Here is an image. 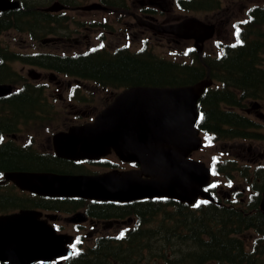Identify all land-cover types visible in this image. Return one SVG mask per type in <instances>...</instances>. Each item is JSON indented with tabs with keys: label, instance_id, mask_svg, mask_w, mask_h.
<instances>
[{
	"label": "flooded vegetation",
	"instance_id": "1",
	"mask_svg": "<svg viewBox=\"0 0 264 264\" xmlns=\"http://www.w3.org/2000/svg\"><path fill=\"white\" fill-rule=\"evenodd\" d=\"M19 1L20 7L16 9H7L0 11V21L6 22L7 26L13 25V21L21 16L27 14L37 21L28 23L32 26H38L43 29L42 37L35 38L28 36V40L34 42L35 40H42L45 46L49 49L43 51H33L42 55H61L59 50H63L65 42L74 43L80 46L82 39H88V32L93 28L96 23L91 20L89 23L83 22L81 31L69 30L67 34H62V28L70 29L72 23L78 26L79 21L72 19L69 12H81L77 6H69L68 0H11ZM138 5H134L131 9L139 13L135 15L134 21L139 28L146 30L147 33L152 34L157 41L161 43L176 42L180 43L181 40L168 33H162L158 29H154L153 25L166 26L173 23L181 22V20L188 17H197L189 15L190 12H198L200 21V32L198 38L205 39L210 37L204 42L203 50L201 53L195 49L196 40L186 39V56L189 59L190 53L194 52L197 55L207 58V44L214 43V48L217 45H229L232 43H264V33L260 31L261 23L264 24V0H174L178 13H175L171 18L166 16L168 9H166V0H139ZM60 2L65 5V9L60 6V10L51 11L50 9L55 3ZM117 9L125 10L128 8V3L131 0H109ZM120 10V11H121ZM238 12L241 13V18H236ZM121 13H129V10ZM185 17V18H184ZM3 18H6L4 20ZM175 19V20H174ZM72 22V23H70ZM124 23L119 27L120 33H124V41L130 40L131 35L133 38H139L132 27L126 29ZM130 24V23H129ZM108 19L103 21L99 27H106ZM12 27L6 30H11ZM259 29V31H258ZM71 31V32H70ZM211 31V32H210ZM5 30L0 31V65L3 67L0 72V82L10 83L17 93L33 90L39 95L33 94L28 99L34 102L35 105L29 110L17 112L14 115H0V159L6 156L17 157L20 162L19 166H9L0 163V215H11L21 210L30 209L43 212L41 219H45L48 223L52 224L59 233H65L67 222L74 231V243L72 248L80 243L83 236L89 234L85 231L91 229L98 235H109L118 230H123L125 233H133L140 230L142 222L149 223L152 218L145 216L142 218V212L136 214L131 213L136 208L143 207L142 205L151 204V200H140L129 203H116V202H92L90 200H83L79 197H52L39 195L36 192L22 188L16 181L9 179V173H74L78 171V167L86 168L87 173H100L110 170L128 171L133 172L139 169V166L133 163H125L118 160L112 153L106 158L97 160L95 162H77L57 157L54 150L53 138L55 134L63 131H68L72 126L84 124L94 120L96 113L90 107V101L95 102V99H100L99 102L109 103L113 100L114 94L108 91V96L105 98L101 95L99 88H107L109 83L94 85L91 87L88 84L74 82H65L60 79L61 74H57L53 69H48L43 63H27L20 61L21 68L18 70L12 68L13 64L19 61H11L10 57L13 54H24L23 46L20 51L12 48L9 41H5ZM70 32V33H69ZM7 33V32H5ZM233 38L231 43H224V38ZM34 40V41H33ZM40 40V41H41ZM150 39L143 38L141 42L148 43ZM122 42V40L120 41ZM124 45V44H123ZM123 45L116 46L117 50H121ZM192 48V49H191ZM259 48V47H257ZM24 49V50H23ZM264 49V47H263ZM22 55V54H21ZM213 57L214 55H209ZM5 58V59H4ZM56 74V75H55ZM59 75V76H58ZM56 76V77H55ZM55 83L57 89H62L65 86L66 96L60 94L59 101L63 104L64 111L68 112V116H58L54 113L52 105L48 104L47 97L44 92L47 88ZM125 85V84H124ZM259 106H255L258 109ZM72 113V114H71ZM34 129V132H31ZM42 130L41 140L45 137L49 145L44 147L42 142L38 143V132ZM38 146V147H36ZM45 150H43V149ZM23 159H33V161L53 162V167H43L44 165L31 166L26 165ZM36 162V163H37ZM75 171H74V169ZM76 172V173H77ZM80 212L86 214V218L80 219ZM147 214V212H143ZM128 217L123 218V216ZM89 224L90 228H86ZM151 230L154 234H158V228L144 229ZM52 261L49 264H56ZM42 264V263H35ZM147 264H150L148 262Z\"/></svg>",
	"mask_w": 264,
	"mask_h": 264
},
{
	"label": "water",
	"instance_id": "2",
	"mask_svg": "<svg viewBox=\"0 0 264 264\" xmlns=\"http://www.w3.org/2000/svg\"><path fill=\"white\" fill-rule=\"evenodd\" d=\"M8 3L0 0V9L18 7L17 2L10 6ZM95 7L99 6L89 8ZM185 27L186 37L198 38L200 27L195 20L168 26L166 31L183 37ZM190 29L193 32L188 36ZM211 84L212 81L203 80L191 86L132 87L117 96L93 123L72 127L54 137L60 158L93 161L114 149L122 160L139 163L142 171L99 175L9 173L7 177L44 196H80L103 201L157 196L188 204H194L199 196L209 198L203 191L210 181L209 169L189 155L201 145L196 127L197 104ZM12 90L11 85L0 84V97ZM143 174L151 180H139ZM261 209L264 211V194ZM41 216V212L34 210L0 216V261L48 263L66 255L71 237L57 234L53 227L39 220Z\"/></svg>",
	"mask_w": 264,
	"mask_h": 264
},
{
	"label": "trees",
	"instance_id": "3",
	"mask_svg": "<svg viewBox=\"0 0 264 264\" xmlns=\"http://www.w3.org/2000/svg\"><path fill=\"white\" fill-rule=\"evenodd\" d=\"M3 19L6 20V18ZM34 20L37 21V18L27 14L17 18L13 21V25L9 26L1 20L0 31L14 27L18 31H28L33 37H37L43 33V29L28 24ZM260 51V45L249 43L244 47L230 50L225 58L213 61L210 66L212 76L218 78L223 76L226 88L209 89L203 96L200 106L204 117L200 127L212 134L216 140L244 136L246 129L249 128L251 121L223 108V105L240 107V100L237 101L235 92L237 89L242 99L264 94V69L259 63L258 56ZM40 57L42 56L22 59L27 63H43L71 75L104 84H118V86L126 83L185 85L206 76L204 72L202 75L203 70L186 68V66L156 58L134 56L126 52L116 56L97 52L90 56L81 55L75 58ZM2 69L0 65V72ZM33 94H36L35 91L27 90L3 99L0 102V115H13L19 111L31 109L35 103L28 99ZM23 161L26 165H30L28 167L44 164L43 167L54 166L53 162L48 161L37 162L33 159H23ZM236 162L233 160V162L221 164L217 169L218 173L231 175ZM0 163L12 167L20 165L17 157L12 155L0 159ZM243 172L246 173L247 170L243 169ZM256 177L260 178L257 190H264V170L257 171ZM142 206L132 212L136 214L141 211L142 218L163 215L162 219L165 221L166 228L160 229L157 235H154L151 230L141 229L130 233L124 240L101 238L94 248L81 253L78 259L69 258L67 264H73V261L78 264H138L143 262L142 252L152 253L155 249H158L160 253L156 257L157 262H150V264H167L171 261L182 264L207 262L264 264V214L259 210L257 200L240 206H235L229 201L222 205L205 203L196 208L172 201L167 205L151 202ZM168 206L175 212L168 215L166 211ZM144 211L147 214H143ZM169 221L175 223L176 228L168 229ZM250 231L256 235V239L253 247L248 248L242 235ZM153 240H159L161 244L154 246L151 243ZM174 240L175 243H172ZM171 243L175 245L176 250L171 253L173 258H168V254L165 253L167 246Z\"/></svg>",
	"mask_w": 264,
	"mask_h": 264
},
{
	"label": "rangeland",
	"instance_id": "4",
	"mask_svg": "<svg viewBox=\"0 0 264 264\" xmlns=\"http://www.w3.org/2000/svg\"><path fill=\"white\" fill-rule=\"evenodd\" d=\"M94 2H99V0H85L84 3L80 1L79 5L83 4H91ZM139 0H131V3H128V8L125 10H121L122 12H126L129 10V13H121L119 9H108L107 11H101V12H93L90 14V12H69V14L72 16V19L75 21H79L78 26L72 22L70 25L71 31H81L79 29L83 28V22L89 23L91 20L94 21H102V19H108V25L106 27H93L90 28V31L88 32L89 38L88 39H82V43H80V46L75 45L74 43L65 42L63 45V50H59L62 54H73V53H84L90 46L96 47L100 45H108L109 52L115 51L116 46H120L125 44L126 46L131 47L129 50L132 52H137L145 47H148L147 52L153 53L155 56H157L160 59H168L171 62H177L180 64H186V61L189 62V59H186V42L181 40L180 43L176 42H168V43H161V41H157V39L150 33H147L146 30H142V28H139L137 24L134 21L135 15H139L136 11H133L134 9H131L134 5L139 4ZM167 6L166 9H168V13L166 16L172 17L175 13H178V10L176 6H174V0H166ZM134 17V19L131 16ZM241 13L238 12V15H236V18H241ZM189 15H194L199 17L198 12H190ZM195 17V18H197ZM185 18V17H184ZM175 20V19H174ZM126 24V29L128 27H132L134 30V35H138L139 38H133L132 34L130 40L132 41H124L123 34L120 33L119 27L124 24ZM130 23V24H129ZM82 24V25H81ZM70 31V32H71ZM262 33H264V28L261 29ZM69 32V33H70ZM125 35V34H124ZM5 41H9L12 45V48L18 50V52L21 50L20 47L23 46L24 53L30 54L33 51H43L46 49H49V46H45L44 43H42V40H28V33L27 32H16V31H9L7 33L3 34ZM143 38L150 39L147 45H143L144 43L141 42ZM41 40V41H40ZM122 40V42H120ZM224 41V43H231L233 41L232 36L229 38L221 39ZM207 53L208 55H216L217 49L214 48V43L207 44ZM219 52V51H218ZM195 56V55H194ZM214 57V56H213ZM198 56L196 55V60ZM264 64V61H263ZM12 68L19 69L21 68L20 61L13 64L12 62ZM59 76V75H58ZM211 76V74H210ZM215 77V76H212ZM60 79H63L66 83H73L76 82V79H71L67 76H59ZM89 83V82H84ZM91 85V84H90ZM88 84V87L90 86ZM216 85V84H215ZM66 86V85H65ZM65 86L62 87V89H57L55 86V83L52 81V84L47 88V91L44 92V95L47 97V101L49 105H52L54 113H57L58 116H68L69 113L64 111L63 104L61 101H59L58 97L60 94L66 96ZM100 96L102 95L104 98L108 96L107 90L111 91L110 88H99ZM100 99H95V102L90 101V107L93 109V111L96 113V110H99L102 108V104L99 102ZM250 106L246 109L247 116L250 117L251 121H261L257 125L260 128V132L264 131V100L259 102L260 106L258 109L254 110V107L251 105L252 102L248 103ZM72 114V113H71ZM261 116V117H260ZM31 132H34V129H31ZM42 130L38 132V143L42 142L44 144V147H47L49 145L48 140L45 138V136L41 140ZM219 141V140H218ZM226 149L230 151V155H232V158H235L238 160V164L234 167V169L231 171L232 175H235L233 179H235V183L232 181H226L221 179V186L217 187L218 194L226 192L227 195L234 194L235 191H239L240 194L237 197L239 200L242 201H249L248 196L253 193L254 190L258 187L257 184H260V178H258L255 175V170L258 165H261L264 162V139L262 140H254V139H248V140H235L232 141L230 144H228L226 141L220 140L218 142V146L215 147L208 143L207 138L205 139V149H202L199 152H196L194 154L195 159H200L206 164L209 163L211 157L217 152L220 151V148ZM38 147V146H36ZM219 147V148H218ZM39 148V147H38ZM43 149V148H42ZM45 150V149H43ZM253 162L252 165H249V163ZM262 162V163H261ZM249 170L251 171L249 175H246L244 177L239 176L238 173H240V168H246L247 166ZM248 172V171H247ZM252 177V178H251ZM248 186L252 188V190H248ZM228 195V196H229ZM224 196V195H222ZM226 197V196H224ZM232 201V199H231ZM66 217H63L65 225L67 226L65 231V234L69 235H75V231L71 226H68L67 222L65 221ZM154 227H158V223H154ZM86 228H90L89 224L86 225ZM86 233H90L88 236V242L90 245H94L97 238H99L101 235L95 234L94 231L91 229H88L85 231ZM247 233V232H246ZM256 238V235L254 233L250 232V235H246L243 241L246 242H252L253 239ZM249 239V241H248ZM90 240V241H89ZM154 244V246H159L161 242L159 240H153L151 242ZM175 243V240L172 242ZM169 244L167 246V253L168 252H174L176 250V247L174 244ZM184 248V246H182ZM85 249H87L85 247ZM155 253H160L158 249L154 250ZM168 258H173L171 253H168ZM178 259V258H177ZM142 262V261H141ZM148 262H154V258L152 257L150 259L149 255L147 253L144 254V259L141 264H147ZM170 264V263H167ZM173 264H182L181 262L175 261Z\"/></svg>",
	"mask_w": 264,
	"mask_h": 264
},
{
	"label": "bare ground",
	"instance_id": "5",
	"mask_svg": "<svg viewBox=\"0 0 264 264\" xmlns=\"http://www.w3.org/2000/svg\"><path fill=\"white\" fill-rule=\"evenodd\" d=\"M3 109V108H2Z\"/></svg>",
	"mask_w": 264,
	"mask_h": 264
},
{
	"label": "snow or ice",
	"instance_id": "6",
	"mask_svg": "<svg viewBox=\"0 0 264 264\" xmlns=\"http://www.w3.org/2000/svg\"><path fill=\"white\" fill-rule=\"evenodd\" d=\"M123 235V234H122Z\"/></svg>",
	"mask_w": 264,
	"mask_h": 264
}]
</instances>
